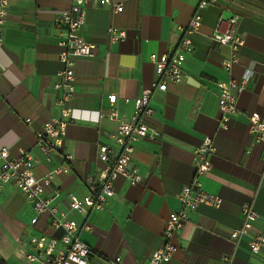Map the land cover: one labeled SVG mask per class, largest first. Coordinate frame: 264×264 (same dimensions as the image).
Wrapping results in <instances>:
<instances>
[{
  "label": "crops",
  "instance_id": "obj_1",
  "mask_svg": "<svg viewBox=\"0 0 264 264\" xmlns=\"http://www.w3.org/2000/svg\"><path fill=\"white\" fill-rule=\"evenodd\" d=\"M111 5L88 4L81 32L93 55L74 61L75 91L69 101L74 119L67 124L62 150L71 157L69 172L56 175L45 194L67 210L66 193L82 195L86 179L98 182L103 163L97 156L100 143H113L116 123L100 113L107 111V95L117 96L115 107L129 117L132 98L148 88L155 77L151 53H170L183 36L189 20L199 14L201 22L189 33L193 49L184 60L186 78L154 90L149 104L153 113L146 123L156 138L134 143L132 161L141 180L130 184L124 176L113 180L114 195L105 209L67 216L79 226L78 237L91 250L89 264H106L116 256L120 264H150V253L163 244L161 231L171 211L180 209L177 195L194 176L193 151L200 141L212 138V167L201 178L203 187L221 197L218 208L199 205L188 211L183 227L173 237L176 251L163 264H264V248L252 253L248 240L264 234V144L253 143L247 114L257 112L264 120V0H219L198 8L199 0H111ZM68 0H10L0 47V146L9 156L28 151L38 158L32 173L41 176L59 160L46 162L36 146L35 132L52 116L62 86L57 75L61 46L53 25L54 12L68 7ZM236 15L244 37L239 59L229 71L222 66L228 48L212 39L220 18ZM123 29L125 37L109 43L107 29ZM250 73L247 84L237 89V112L222 126L218 120L217 80L239 79ZM59 84L58 86H56ZM128 97L129 102L123 101ZM29 118L26 123L24 119ZM251 202L258 213L246 235L236 242L232 230L242 226V204ZM31 205L10 185L0 189V264H44L29 261L35 253L31 236L58 238L48 215L34 224ZM88 225V228H83Z\"/></svg>",
  "mask_w": 264,
  "mask_h": 264
},
{
  "label": "built area",
  "instance_id": "obj_2",
  "mask_svg": "<svg viewBox=\"0 0 264 264\" xmlns=\"http://www.w3.org/2000/svg\"><path fill=\"white\" fill-rule=\"evenodd\" d=\"M68 7L54 12L53 25L58 32V44L61 46L59 61L62 69L58 71L62 91L56 99V105L60 108L59 116H52L42 123L35 132L36 146L43 154L46 162L53 159L59 162L45 171L41 176L32 173L33 166L39 161L36 156L28 151H21L18 156H9L7 147L0 146V189L3 185H10L19 191L24 200L31 205L33 216L30 223L34 224L40 215L47 214L49 225L61 230L58 238L45 234L31 236L30 244L36 250L29 253L26 258L29 261H42L44 264H89L91 250L87 244L78 237L79 226L70 219L67 214L72 211L87 213L88 211L105 209L107 201L114 195L113 180L117 176H124L130 184H137L141 180V173L137 164L131 159L134 143L141 138H156L159 132L146 123V118L153 113L149 104L151 93L154 90L165 91L167 83L182 82L187 73L184 69V60L187 53L193 49L189 33L195 32L200 25L201 18L195 14L183 29V36L170 53H151L149 59L154 65L155 77L148 88L133 97V111L129 117L120 115L115 107L117 96L114 93L107 95L109 107L107 111L100 113L103 117L116 123L113 135V143H100L97 147V156L103 163L99 179L94 183L93 179H86L87 190L82 195L68 192L65 195L67 210L64 211L57 204L52 203V198L59 191L54 188L52 196L45 194V189L51 185L53 178L58 174L69 172L70 167L65 161L70 159L68 153L62 150L66 127L74 119L69 101L75 91L74 61L78 57L93 55L91 44L82 35L84 22V7L88 4L111 5L113 13L122 11L120 2L111 0H68ZM219 0H199L198 8H205ZM10 0H0V47L3 43L4 24L8 15ZM238 19L236 15L220 18L212 33L213 41L225 45L228 54L222 59L225 71L238 62L239 50L244 44V37L238 31ZM109 43H115L124 38L126 33L116 26L107 29ZM250 77L247 71L239 78H221L217 80V108L218 120L225 126L230 117L237 112V89L244 87ZM57 84L56 86H58ZM124 97L125 103L129 102ZM248 132L253 143L264 144V120H261L257 112L247 114ZM26 123L29 118L24 119ZM215 147L211 137H204L193 151L194 176L190 183L183 185L177 195L180 209L171 211L165 220L161 236L163 244L153 250L149 255L150 264H163L168 262L176 245L173 242L174 234L183 227L188 217V211L196 209L199 205H207L218 208L221 197L207 191L203 187L201 178L212 167V155ZM264 164V154L261 155ZM243 223L238 229L230 232L229 238L236 242L240 236L246 235L252 224L257 220L258 213L251 202H246L240 207ZM87 229L88 225H83ZM250 252L255 253L264 248V234L255 233L248 240ZM106 264H120V257L116 256Z\"/></svg>",
  "mask_w": 264,
  "mask_h": 264
}]
</instances>
